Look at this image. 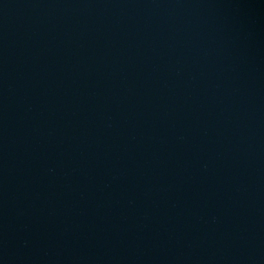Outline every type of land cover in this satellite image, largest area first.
Wrapping results in <instances>:
<instances>
[{
  "label": "water",
  "instance_id": "1",
  "mask_svg": "<svg viewBox=\"0 0 264 264\" xmlns=\"http://www.w3.org/2000/svg\"><path fill=\"white\" fill-rule=\"evenodd\" d=\"M0 264H264V0H0Z\"/></svg>",
  "mask_w": 264,
  "mask_h": 264
}]
</instances>
